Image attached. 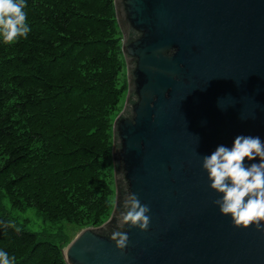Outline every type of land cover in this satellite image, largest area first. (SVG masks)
Listing matches in <instances>:
<instances>
[{
    "label": "water",
    "instance_id": "95a60500",
    "mask_svg": "<svg viewBox=\"0 0 264 264\" xmlns=\"http://www.w3.org/2000/svg\"><path fill=\"white\" fill-rule=\"evenodd\" d=\"M113 4L127 80L112 122L114 203L62 249L66 264H264V231L219 213L201 167L238 135L264 141V0ZM131 194L150 208L146 231L120 227ZM113 231L127 232L123 251Z\"/></svg>",
    "mask_w": 264,
    "mask_h": 264
},
{
    "label": "trees",
    "instance_id": "16d2710c",
    "mask_svg": "<svg viewBox=\"0 0 264 264\" xmlns=\"http://www.w3.org/2000/svg\"><path fill=\"white\" fill-rule=\"evenodd\" d=\"M30 31L0 38V190L44 220L98 226L113 207L112 122L127 80L113 0H24ZM74 234V235H75ZM73 235V237H74ZM58 243L0 210L15 264H66Z\"/></svg>",
    "mask_w": 264,
    "mask_h": 264
},
{
    "label": "clouds",
    "instance_id": "9594fccd",
    "mask_svg": "<svg viewBox=\"0 0 264 264\" xmlns=\"http://www.w3.org/2000/svg\"><path fill=\"white\" fill-rule=\"evenodd\" d=\"M24 8V0H0V38L5 44L27 37L30 27ZM257 158L258 163H246ZM201 167L207 173L209 189L218 194L213 204L219 213L230 217L236 228L264 231V141L258 136L238 135L231 147L219 145L210 155L202 156ZM149 212L148 205L141 204L135 194L129 195L119 215L120 227L146 231ZM110 238L118 250L128 245L126 231H113ZM0 264H15V257L0 250Z\"/></svg>",
    "mask_w": 264,
    "mask_h": 264
},
{
    "label": "rangeland",
    "instance_id": "374dc122",
    "mask_svg": "<svg viewBox=\"0 0 264 264\" xmlns=\"http://www.w3.org/2000/svg\"><path fill=\"white\" fill-rule=\"evenodd\" d=\"M0 210L6 216L13 217L19 222H22L25 229L35 232L39 238L48 239L55 243L59 242L61 236L64 240L73 237L77 231L76 226L73 223H69L65 220L57 222L44 220L43 217L36 212L34 207H28L24 210L13 208L10 204L9 198L2 190H0ZM66 245L67 244L63 241V249H65Z\"/></svg>",
    "mask_w": 264,
    "mask_h": 264
}]
</instances>
